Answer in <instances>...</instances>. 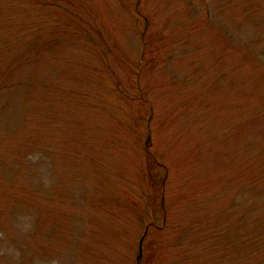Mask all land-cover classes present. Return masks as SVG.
Returning a JSON list of instances; mask_svg holds the SVG:
<instances>
[{
    "label": "rangeland",
    "instance_id": "1",
    "mask_svg": "<svg viewBox=\"0 0 264 264\" xmlns=\"http://www.w3.org/2000/svg\"><path fill=\"white\" fill-rule=\"evenodd\" d=\"M0 264H264V0H0Z\"/></svg>",
    "mask_w": 264,
    "mask_h": 264
}]
</instances>
